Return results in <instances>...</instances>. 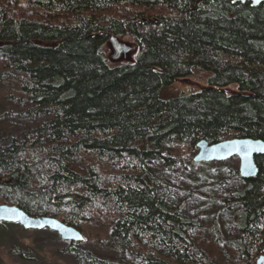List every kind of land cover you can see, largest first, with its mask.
Returning <instances> with one entry per match:
<instances>
[{
  "label": "trees",
  "instance_id": "16d2710c",
  "mask_svg": "<svg viewBox=\"0 0 264 264\" xmlns=\"http://www.w3.org/2000/svg\"><path fill=\"white\" fill-rule=\"evenodd\" d=\"M112 37L131 41L135 58L111 62ZM196 70L211 74L208 88L161 96ZM2 82L15 84L4 106L43 120L30 139L0 142L2 203L83 233L100 225L133 264H255L263 254L264 156L225 201L239 231L228 252L220 223L186 216L158 168L185 166L179 148L193 153L202 139L264 140V3L0 0Z\"/></svg>",
  "mask_w": 264,
  "mask_h": 264
},
{
  "label": "rangeland",
  "instance_id": "374dc122",
  "mask_svg": "<svg viewBox=\"0 0 264 264\" xmlns=\"http://www.w3.org/2000/svg\"><path fill=\"white\" fill-rule=\"evenodd\" d=\"M129 45L131 41L120 39ZM106 55L111 62L131 61L135 58V51L129 52L126 57H119L113 43L106 45ZM132 50V49H131ZM116 58V60H115ZM211 74L199 70L192 75L181 78L175 83L166 86L161 91L163 98H173L182 94L189 95L201 91L210 86ZM15 89L13 82L0 83V142L16 138L20 140L23 134L32 137L33 132L43 121L39 116L32 118L18 113L17 103L12 106H4L3 98ZM237 91L236 86L228 88ZM13 107V108H12ZM10 108V109H9ZM36 135V132H35ZM184 153L187 164L176 166L172 169L159 167L162 178L165 181L163 191L174 204L185 202V214L197 224L210 228L215 222L220 223L219 245L223 251L227 250L232 240L239 231L233 219V211L226 209V199L230 192L242 186L239 171L240 161L233 157L224 161L202 162L204 167H192L189 160L194 161L198 150L190 152L186 147L179 148ZM5 204L0 201V205ZM100 225H94L86 233L85 240L73 243V249L69 242L49 230H26L20 224L7 222L0 223V264H133L132 257L125 258L110 249L104 243ZM229 247V246H228Z\"/></svg>",
  "mask_w": 264,
  "mask_h": 264
},
{
  "label": "water",
  "instance_id": "95a60500",
  "mask_svg": "<svg viewBox=\"0 0 264 264\" xmlns=\"http://www.w3.org/2000/svg\"><path fill=\"white\" fill-rule=\"evenodd\" d=\"M247 2L254 7H258L264 3V0H234V3ZM111 41L118 54L124 53L125 56L128 55L131 50L128 44L121 42L118 37H112ZM196 146L198 149L194 157V162L196 163L219 162L235 156L238 157L240 161L239 174L245 180L258 175L259 167L256 159L259 156H264V140L261 139L233 138L215 144H209L202 139ZM1 222L20 224L26 230L49 229L57 233L63 241L69 243H80L85 240L84 234L79 229L69 226L57 218L30 216L17 206L0 205ZM256 264H264V250Z\"/></svg>",
  "mask_w": 264,
  "mask_h": 264
}]
</instances>
